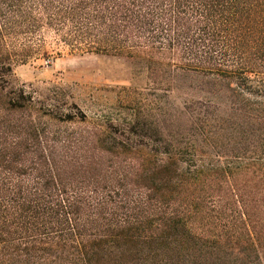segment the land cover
I'll return each instance as SVG.
<instances>
[{"label": "trees", "instance_id": "1", "mask_svg": "<svg viewBox=\"0 0 264 264\" xmlns=\"http://www.w3.org/2000/svg\"><path fill=\"white\" fill-rule=\"evenodd\" d=\"M45 32L211 88L168 130L136 89L122 122L38 109L10 86ZM0 264H264V0H0Z\"/></svg>", "mask_w": 264, "mask_h": 264}, {"label": "rangeland", "instance_id": "2", "mask_svg": "<svg viewBox=\"0 0 264 264\" xmlns=\"http://www.w3.org/2000/svg\"><path fill=\"white\" fill-rule=\"evenodd\" d=\"M45 33L49 56L17 64L10 86L14 89L22 87L32 94L38 109L50 105L67 110L76 104L92 123L99 120L122 122L130 114L121 103L126 97L124 89H136L143 95L135 96L140 102L135 112L168 130L175 115H184L186 100L204 102L206 97L202 90L211 88L199 77L181 78L170 87L169 74H129L131 69L127 64L91 54L72 53L56 41L53 34ZM135 75L137 77L132 81L131 77ZM185 120V116L182 117L180 124L185 126ZM244 160L251 162V159Z\"/></svg>", "mask_w": 264, "mask_h": 264}]
</instances>
